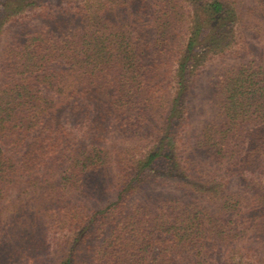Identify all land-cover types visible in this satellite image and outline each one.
<instances>
[{"label":"rangeland","instance_id":"374dc122","mask_svg":"<svg viewBox=\"0 0 264 264\" xmlns=\"http://www.w3.org/2000/svg\"><path fill=\"white\" fill-rule=\"evenodd\" d=\"M122 1L129 8L128 22L135 12L133 6L143 9L146 5L148 12L154 9L149 6L148 0H0V88L8 86L17 90L19 88L15 85L29 77L25 86L31 94L34 93L33 98L56 96L57 91L48 92L46 82L38 84L35 79L36 75L52 73L68 77L66 81L63 77L62 82L65 83L62 84L60 98H53L62 100L66 108L90 99L91 103L87 104H97L100 96L94 93L88 94L92 96L90 99L73 94L76 76L82 81L93 78V75H89L90 70L86 69V63L72 59L73 56L69 59L57 57L49 61L45 53L49 51L51 43L61 42L64 38L66 41L73 37L77 45L81 44L82 37L78 35L90 25L84 15L91 14L92 20L96 22V16L103 11L105 15L118 14L117 10L120 9L117 3ZM173 1L182 10L183 17L177 18L174 15L170 19L172 23L166 28V43L160 47L154 45L157 34L152 31L155 28L148 25L141 30L128 23L133 46L139 45L137 36L144 37L142 34L145 31H151V34H146L149 38L144 43L152 44L134 57L137 61L135 64L139 66L134 76L122 84L116 80L122 63L115 52L105 68V75L109 79L116 78L110 82H114L111 86H108L110 83L107 85L108 91L115 92V96L119 90H125L123 108L131 113V118L119 124L116 117H113L109 124L104 123L105 127L97 131L90 129L83 110L78 117L70 113H66L67 116L63 114L59 121L60 130L71 140L66 144L72 149L69 156L73 155L74 158L78 155L81 158V149L83 154L88 153L92 146L105 149L99 171H85L81 183L73 186L68 183L63 187L60 176L65 175L70 160L51 166L48 158L46 163L39 162L36 166L38 168L32 173L25 171L24 167L7 172L0 169V264H60L67 251L77 243L79 233L91 225L94 215L92 209L109 205L115 199L119 186H125L131 181L137 188L128 194L127 206L136 197L141 204L156 199L157 202L152 203L153 207L178 197L184 200L183 203L191 200L204 209L217 210L225 196L238 199L235 194H240L241 200H245L252 195L246 182L251 179L260 180L261 177L256 176L258 172L264 176V147L252 152V160L247 166L243 165L241 158L251 153V138L245 136L246 130L260 124L247 117L242 122L240 133L225 136L227 131L223 132V128L228 116L223 111V91L227 76L237 68L243 65L264 66V17L257 24L252 11L257 5L256 0H224L228 2L230 13L226 12L225 16L223 14L220 25L216 24L223 33L219 36L214 33L212 39L216 44L207 46L205 44L213 34L210 29L213 23L207 19L208 11L204 4L211 0ZM154 2L158 0L150 1ZM236 6L241 13L235 9ZM232 14H236V17L229 21ZM204 19L207 26L201 25L196 35V45L187 51L188 38L195 34L196 24ZM63 31L65 35L61 34ZM26 41L28 47L25 51L29 56L36 54L34 59L16 54ZM71 45L74 44L66 45L70 52L75 50ZM9 51L14 54L8 55ZM129 64L132 65L131 62ZM71 75L74 80L70 78ZM123 92L118 97L122 98ZM93 108H96L95 105ZM32 115V112L31 115L23 114L24 122H30ZM42 122L36 121L32 125L33 129L25 130L26 125L17 129L18 132L26 131L18 133L19 136L11 130L8 136L0 138V157L6 158V161L8 159L11 164L21 162L28 144L41 131ZM256 132L257 128L252 131V135ZM15 136L19 138L16 149L11 143ZM66 145L62 144L59 150ZM155 151L170 152V158L164 160L159 157L152 166L144 167L148 154ZM260 156L261 166L257 168L258 161L253 158ZM63 157L67 159V152ZM236 160L240 163L237 164ZM180 180L187 184L177 188L176 181ZM192 186L197 189H192ZM205 191L214 193L213 202L207 198ZM52 193L58 194L53 201L50 200ZM239 204V208H230L224 213L226 218L233 220L235 230L241 229L240 220L249 208L245 209L244 201H239ZM74 213L77 218L73 217ZM104 223L110 227L104 228ZM102 224L103 230L95 232L96 240L91 242L90 251L79 248L75 264L119 263L117 257L122 253H112L111 241L115 236H121L120 231L123 229L117 228L110 235L113 223L103 220ZM250 234L244 235L246 239L235 242L234 248L241 250L240 244L253 243V247L259 251L264 250L255 240L257 233ZM163 244L170 243L163 241ZM95 249L100 252L109 250L111 255L107 254L99 260V256H93ZM226 250L224 245L219 251H211L206 264H222L226 259ZM127 253H123L125 262ZM158 254L159 249L154 247L148 255L152 257ZM235 254L238 258V253ZM261 258L264 264L263 254ZM178 261L191 263L189 258H178Z\"/></svg>","mask_w":264,"mask_h":264},{"label":"trees","instance_id":"16d2710c","mask_svg":"<svg viewBox=\"0 0 264 264\" xmlns=\"http://www.w3.org/2000/svg\"><path fill=\"white\" fill-rule=\"evenodd\" d=\"M150 1L148 0L149 6L154 8L151 12L145 9L146 5H144L143 9H136L132 3L135 12L131 15L130 22H128L129 17L127 18L129 8L124 1L120 2V4L117 3V7L120 9L117 10L118 14L105 15V11H103L101 15L96 16V22L92 20L91 14L87 13L84 16L85 19L88 18L90 25L84 28L82 34L78 35L82 37L81 44L77 45V41L72 39L73 37L66 41L64 38L61 42L51 43L49 51L45 53L47 56L46 60L49 59V61L57 57L69 59L73 56L72 59H78L80 63H86V69L90 70L89 75H93V78L82 81L80 77L76 76L74 80L73 75H71L70 78L74 80V86H76L73 94L76 97L90 99L92 96L88 94L94 93L96 96H100L97 104L92 103V106L87 104V102L91 103L90 99L83 104L75 103L74 106L66 108V104H63L62 100H55L53 98H60V90L63 91L62 84L65 83L68 77L52 73L36 75L35 79L38 84L46 82V86L49 87L48 92L57 91L56 96L50 95L51 97L49 98L35 96L33 98L34 93L31 94L30 90L25 86V82L29 77L21 79L24 82L15 85L16 88H19L17 90L15 87L8 88V86L0 88V138L8 136L11 130L12 133L19 136L18 133L23 134L26 133L25 130L33 129L32 125L36 121H43L40 128L41 131L28 144L21 162L19 161L18 164L13 162L11 164L8 163V159L6 161V158L0 157L1 171L7 172L14 168L15 170H21V167H24L25 171L32 173L38 168L36 166L39 162L46 163L48 158L51 166L61 165V162L70 160L65 170V175L62 174L60 176V182L63 184V187L68 183L72 186L75 183H81V176L86 174L85 171H99L98 167L101 165L100 160L103 158L105 149L102 146H92L88 153L84 152L83 154V149H81V158H78L77 154H75L77 156H74V158L72 157L73 155L69 156V151H72V149L66 144L71 140L68 139L69 136L67 134H64V131L60 130L59 121L63 114L67 116L66 113H70V115L78 117V114L83 110L84 119L89 123L90 129L93 128L97 131L99 128H103L102 126L105 127L104 123L109 124L113 117H116L119 124L131 118V113H128V110L123 108L125 90L124 92L123 90H119L118 94L113 96L115 92L112 93L107 89L108 86L114 83L110 82L116 79H109L105 75V68H107V64L110 61L109 58L114 56V52L117 53L122 66L116 80L122 84L129 77L134 76L133 73L139 67L135 64L137 62L134 58L136 54L140 51L143 52L148 45L152 44V42L144 43L149 38L146 34H151V31H145L142 34L145 35L144 37L137 36L139 45L133 46L129 34V24L141 30L142 27L151 25L152 28H155L152 33L157 34L154 39V45L160 47L161 44L166 43V28L169 23H172L170 19L174 15L177 18L183 17L182 10L173 0H158L154 4L150 3ZM139 2L142 3V1ZM256 2L257 5L252 11L257 18V24H260L262 17H264V0H256ZM232 3L235 5L234 1ZM227 4L228 2L224 0L205 2L204 8L208 11L207 19L213 23L210 26L213 34L210 36V41L208 40L209 42L205 45L216 44L214 39H212L214 33H217L218 36L220 33H223L217 25H220L223 14L225 16L226 12L230 13ZM235 9L240 12L237 6ZM148 13L150 14L147 15ZM235 17L236 14L230 15L229 21H233ZM97 20L100 22H97ZM201 25L207 26L206 19L196 24L195 34H192L186 42L187 51L192 50V47L196 45V35ZM158 30L160 33H158ZM61 34L65 35L64 31ZM69 43L74 44L71 45L75 49L72 52L68 51L69 46H66ZM26 47H28V41L21 44L16 54L26 56V59H29V57L30 59H34L36 54L29 56V53L25 51ZM11 54L14 53L9 51L8 55ZM63 77L65 78L64 82H62ZM224 83L225 109L223 111L228 116L223 128V132L227 131L225 136L229 137L235 132L240 133V128L243 125L242 122L247 117L260 124L255 127L257 128L255 135H252V131L255 128H246L245 136L251 138V153L250 156L241 158V161L244 162V166H247V163L252 160V152H256L261 147H264V66L250 65L246 67V65H243L239 69L237 68L234 73L229 74ZM122 92V98L118 97L119 93L122 94ZM178 95L179 93L177 97ZM93 105L96 108H93ZM30 111L33 113L32 119L30 122H24L23 114L31 115ZM24 125H26L25 130L18 132L17 129H22ZM16 136L11 140L14 149L19 146V138ZM62 144L66 146L64 149L59 150ZM66 152L67 159L62 158ZM169 154L170 152H150L143 166H152L154 161L159 157L168 160L170 158ZM258 158H253V160L258 161L257 168L261 166L262 160L261 156ZM236 163L239 164L240 161L236 160ZM92 165L94 166L92 167ZM76 173H80V175H76ZM258 175L261 177L260 180L256 179V181H253L251 179L246 182V186L252 192V195L245 200H241L240 194H235V196L239 197L238 199L225 196L217 206V210L204 209V207L193 203L191 200L183 203L182 201L184 200L181 201L178 197L170 198L165 204L153 207L152 203H156L157 201L156 199H152V196V201H145L143 204L136 197L133 203L130 206L128 205L129 210H127L126 200L128 194L132 190L135 191L137 186L132 181L125 186L121 185L116 190L115 199L109 205L92 209L94 215L92 216L91 225L84 227L82 232L79 233L80 236L79 239L77 238V243L70 251H67L64 261L60 264H75V260L78 258L76 253L79 252L80 247H82V250L90 251L91 242L96 240L95 232L100 233L103 230L101 228L103 220H109L114 225L110 235L117 228L122 227L121 229H123L120 231L121 236H115L111 241L112 253L114 254L115 251L122 253L117 257L119 263L115 264H186L185 262L178 261V258H189L191 260L190 264H206L211 251H219L220 247L222 248L224 245L227 247V254L225 253L226 259L223 260L222 264H232V261L233 264H262L261 254L264 255V250L259 251L258 248L253 247V243L240 244L241 250L234 248L235 242L238 243L241 239H246L244 235L249 236L251 235L250 232L252 234L257 233L255 240L257 239L262 248H264V176L260 172L256 174V176ZM183 183L182 180L180 182L176 181L177 188L180 185L185 186L187 184V182L186 184ZM50 187L53 186L51 185ZM191 188L197 189L195 186ZM205 193L206 195L208 194L207 198L213 202L214 193H209L208 191H205ZM57 195V193L50 194V200L56 199ZM239 201H244L245 209L249 208L240 220L241 229L235 230L233 220L226 218L224 213L225 210L227 211L230 208H239ZM168 203L170 204L169 206ZM151 205L152 207H150ZM73 217L77 218L78 216L74 213ZM131 226L133 227L129 229ZM103 227L110 226L104 223ZM163 241L170 244L164 245ZM125 243L127 247L124 248ZM158 243L159 246H156ZM97 245L95 248H97ZM154 247L159 249V254L158 256L149 257L148 254H151ZM125 251H128L127 262L123 259ZM229 252L230 254H228ZM235 253H238V258H236ZM107 254L111 255V252L109 250L100 252L99 249H95L93 256H99L98 259L102 260Z\"/></svg>","mask_w":264,"mask_h":264}]
</instances>
